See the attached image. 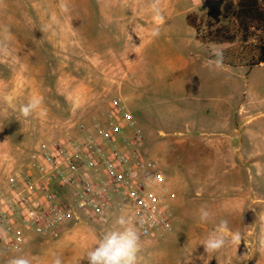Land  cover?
I'll return each instance as SVG.
<instances>
[{"label": "rangeland", "instance_id": "rangeland-1", "mask_svg": "<svg viewBox=\"0 0 264 264\" xmlns=\"http://www.w3.org/2000/svg\"><path fill=\"white\" fill-rule=\"evenodd\" d=\"M236 1L225 9L217 0H159L161 21L153 0H0V176L23 169L41 141L84 140L121 98L175 193L171 232L138 233L136 264H264V64L248 63L261 34L250 31L242 41ZM188 15L203 33L210 24L236 40L200 42ZM232 47L241 62L209 64L214 48ZM34 97L42 98L43 114L24 117L20 107ZM224 197L241 203V212L216 213ZM202 207L208 222L199 219ZM121 216L104 230L81 215L67 238H35L4 262L52 264L58 256L62 264H87L81 243L90 238L88 225L100 239L120 227ZM221 220L239 240L208 252L203 242Z\"/></svg>", "mask_w": 264, "mask_h": 264}, {"label": "built area", "instance_id": "built-area-1", "mask_svg": "<svg viewBox=\"0 0 264 264\" xmlns=\"http://www.w3.org/2000/svg\"><path fill=\"white\" fill-rule=\"evenodd\" d=\"M217 1L227 9L237 5ZM164 183L143 130L125 102L114 98L105 124L95 125L84 140L41 141L23 169L0 176V230L6 233L0 235V260L31 235L57 236L60 226L79 222L81 215L107 225L115 208L126 212L141 237H163L172 229L174 197Z\"/></svg>", "mask_w": 264, "mask_h": 264}, {"label": "clouds", "instance_id": "clouds-1", "mask_svg": "<svg viewBox=\"0 0 264 264\" xmlns=\"http://www.w3.org/2000/svg\"><path fill=\"white\" fill-rule=\"evenodd\" d=\"M159 0H153L152 9L156 16L162 21L163 17L158 7ZM61 11L66 12L68 9L64 3L60 5ZM152 36L159 35V29L156 28L151 33ZM215 60L209 61L210 65L216 68L223 66V50L213 49ZM43 100L41 97L31 98L26 104L20 107V112L24 117L32 115L34 112L42 111ZM211 213L202 207L199 210V219L201 222H208ZM143 221L141 220V223ZM116 223L120 226L117 230L107 232L100 238L95 246L87 252V264H136L137 253L139 251V235L131 221L121 216ZM0 235H6L0 230ZM239 240L237 234H231L227 220H221L215 227L214 231L203 242V247L208 252H216L225 247L229 242L235 244ZM8 264H31V261L24 257H16L9 260ZM52 264H62L61 259L57 256Z\"/></svg>", "mask_w": 264, "mask_h": 264}, {"label": "trees", "instance_id": "trees-1", "mask_svg": "<svg viewBox=\"0 0 264 264\" xmlns=\"http://www.w3.org/2000/svg\"><path fill=\"white\" fill-rule=\"evenodd\" d=\"M234 19L238 30L245 35L242 41H246V36L250 31L261 34L258 43L250 46L251 56L248 58V63L250 65L264 64V0H240L239 8L234 13ZM187 22L195 28L196 38L202 43L233 44L236 40V36L230 34L228 30L223 28L212 30L210 24H208L210 30H205L203 33L196 24V18L191 15H188ZM231 57L238 62L242 61V58L236 54V48L233 47L223 51V62L225 58Z\"/></svg>", "mask_w": 264, "mask_h": 264}, {"label": "crops", "instance_id": "crops-1", "mask_svg": "<svg viewBox=\"0 0 264 264\" xmlns=\"http://www.w3.org/2000/svg\"><path fill=\"white\" fill-rule=\"evenodd\" d=\"M212 1V0H211ZM225 7V6H224ZM222 8V7H221ZM220 8V9H221ZM225 9H226V7H225ZM195 38H196V32H195ZM128 107V106H127ZM129 108V107H128ZM193 143V147L195 146V145H197L198 143H196V144H194V142H192ZM195 147H197V146H195ZM202 164L204 165L205 164V162H202V161H200V162H198L197 163V166L199 167V166H202ZM234 178H237L236 176L234 177ZM170 179L169 178H165V183L161 186V187H165L166 189H170V191H172V193H174V191L172 190V188H170V186H169V183H170V181H169ZM172 180V179H171ZM198 183H203V182H205V179L204 178H201V177H198ZM208 180V182L209 183H212V180L211 179H207ZM207 182V181H206ZM173 199H175V193H174V197L170 200V203H171V201H173ZM238 205V206H237ZM241 203L240 204H237V203H235V199H231L230 197H224V201L221 203V206H214L213 208L214 209H219L216 213H218V214H226V215H235V214H238V213H240L241 211H240V209H241ZM171 206H172V204H171ZM116 212L118 213V211L116 210V208H115V210H114V212L112 213V216H114L115 214H116ZM76 223L77 222H74V223H66V224H64V225H62V226H60L58 229H57V236H48V237H44V239L43 240H47V239H50V238H57V237H60V236H64V237H68V236H70L74 231H75V228H76ZM98 226H101L102 228H103V225H100V224H97ZM92 226H89L88 225V231H89V234H90V238H89V240H88V242H85V243H81V246L84 248V249H87L88 251L89 250H91L94 246H95V244L97 243V241L99 240V238H98V236H97V234H96V231L93 229V228H91ZM104 229V228H103ZM105 230V229H104ZM171 232V231H170ZM166 234H168V233H166ZM166 234H165V236H166ZM35 238H40V239H42V237H38V236H32L31 238H29L28 239V241L25 243V244H27V243H29L30 241H32L33 239H35ZM151 238H154V237H151ZM145 239H150V238H145ZM3 259V260H2ZM7 259V255L5 254L4 256H3V258H1V262H4V260H6ZM4 264H5V262H4Z\"/></svg>", "mask_w": 264, "mask_h": 264}]
</instances>
